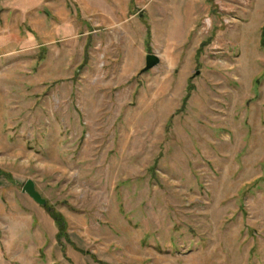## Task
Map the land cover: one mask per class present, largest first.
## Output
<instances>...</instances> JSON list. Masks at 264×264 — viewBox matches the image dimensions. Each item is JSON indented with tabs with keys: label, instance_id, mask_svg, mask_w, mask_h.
Masks as SVG:
<instances>
[{
	"label": "rangeland",
	"instance_id": "1",
	"mask_svg": "<svg viewBox=\"0 0 264 264\" xmlns=\"http://www.w3.org/2000/svg\"><path fill=\"white\" fill-rule=\"evenodd\" d=\"M137 1L0 51V264H264V0Z\"/></svg>",
	"mask_w": 264,
	"mask_h": 264
},
{
	"label": "crops",
	"instance_id": "2",
	"mask_svg": "<svg viewBox=\"0 0 264 264\" xmlns=\"http://www.w3.org/2000/svg\"><path fill=\"white\" fill-rule=\"evenodd\" d=\"M152 1L137 2L150 4ZM189 1L190 6L197 9L191 12L192 31L196 15L202 13L199 9L205 8L204 4L209 0ZM131 2L132 0H0V31L3 32H0V51L14 50L19 46L44 48L48 43L66 39L69 33L75 37L80 32V26L84 25L85 20L88 21L83 15L87 10L90 12L89 26L92 27L91 36L94 37L92 41L102 47L104 38L99 31L115 23L125 22L132 13ZM158 3L163 4L161 1ZM138 8L142 9L141 6ZM5 26H17L19 31L13 36L6 35ZM20 27H24V30H20ZM144 32L145 36L148 35L147 26ZM106 39L109 41L108 37Z\"/></svg>",
	"mask_w": 264,
	"mask_h": 264
},
{
	"label": "water",
	"instance_id": "3",
	"mask_svg": "<svg viewBox=\"0 0 264 264\" xmlns=\"http://www.w3.org/2000/svg\"><path fill=\"white\" fill-rule=\"evenodd\" d=\"M158 63V57L154 53H146L144 56V65L141 71H146ZM20 192L26 194L30 197L36 204L46 207V200L40 195V193L35 189V185L32 179L27 178L22 183L20 187Z\"/></svg>",
	"mask_w": 264,
	"mask_h": 264
},
{
	"label": "trees",
	"instance_id": "4",
	"mask_svg": "<svg viewBox=\"0 0 264 264\" xmlns=\"http://www.w3.org/2000/svg\"><path fill=\"white\" fill-rule=\"evenodd\" d=\"M260 44L262 45V46H264V40H263V31L260 33ZM0 176L1 177H3L4 179H8L9 181H11V177L9 176V174L8 173H4V172H2L1 170H0ZM46 209H48V208H46ZM54 218V217H53ZM55 223L57 224V226L59 227V229H60V226H61V223L60 222H58V221H56L55 220ZM62 230H60V233H63V232H61Z\"/></svg>",
	"mask_w": 264,
	"mask_h": 264
}]
</instances>
